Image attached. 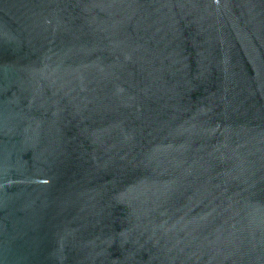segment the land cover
Listing matches in <instances>:
<instances>
[{"label":"water","instance_id":"95a60500","mask_svg":"<svg viewBox=\"0 0 264 264\" xmlns=\"http://www.w3.org/2000/svg\"><path fill=\"white\" fill-rule=\"evenodd\" d=\"M0 264H264V0H0Z\"/></svg>","mask_w":264,"mask_h":264}]
</instances>
